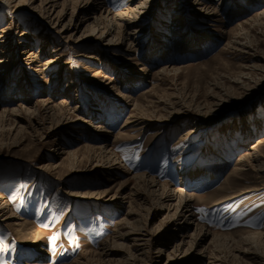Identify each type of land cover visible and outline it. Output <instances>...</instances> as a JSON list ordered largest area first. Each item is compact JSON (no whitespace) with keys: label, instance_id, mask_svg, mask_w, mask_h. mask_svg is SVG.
Here are the masks:
<instances>
[{"label":"rangeland","instance_id":"1","mask_svg":"<svg viewBox=\"0 0 264 264\" xmlns=\"http://www.w3.org/2000/svg\"><path fill=\"white\" fill-rule=\"evenodd\" d=\"M81 1L20 0L13 12L0 6V30L12 26V58L0 73V94L13 97L0 103V111L33 110L4 121L0 132V204L9 217L0 218V264H207L208 257L221 264H264V237L255 235L264 230V173L254 168L264 163V15L243 24L264 10L263 0L204 1L216 11L208 20L188 8H179L180 19L173 12L176 0H160L140 18L135 52L127 56L122 50L132 28L115 31L119 45L113 48L95 33L74 44L61 43L52 31L71 15L66 37L83 19L119 12L136 0H94L97 8L88 16ZM52 4L55 12H66L64 19L50 12L54 25L39 12L43 7L49 13ZM91 23L75 37L93 31ZM43 37L50 46L40 52ZM56 48L63 65L43 74L25 61L28 50L44 60ZM86 53L98 60L85 61L80 56ZM18 76L25 101L12 96ZM66 87L73 90L67 107L46 112L45 105L64 98ZM133 100L137 114L164 122L126 124L136 113ZM81 120L106 133L91 140ZM251 146L260 156L254 162L245 156ZM108 156L117 170H105ZM141 177L157 186L148 188ZM159 186L189 198L183 211L190 225L183 230L167 227V211L157 209L150 191ZM198 232L209 236L198 243L192 236ZM137 234L147 242L142 251L131 241Z\"/></svg>","mask_w":264,"mask_h":264},{"label":"bare ground","instance_id":"2","mask_svg":"<svg viewBox=\"0 0 264 264\" xmlns=\"http://www.w3.org/2000/svg\"><path fill=\"white\" fill-rule=\"evenodd\" d=\"M20 0H0V6L2 7H5L6 9L8 10H11V12L14 11V9L16 8V5L17 3L19 2ZM204 1H211V0H176L174 2V9L175 11L173 10L174 14L177 13L179 14V18L181 19L182 18V12H181V9L182 10H185V9H191V12L194 13V15H196V17H198L199 19L200 18H203L206 20L209 19V17H213L215 16V9L212 7H207L206 5H204ZM251 1V0H250ZM254 1V0H253ZM253 1H251L252 3H254ZM256 1V0H255ZM161 1L160 0H136V4L133 5V6H127L125 9L119 11V12H115V13H110V12H107L105 13V16H91L90 18H85L81 21L79 27L75 28L74 29V33H70L68 36H64L67 32H69L70 30L73 29V26H71V15H70V18L67 20V23L63 24L58 30L55 29L54 32L52 31V33H54L57 38L60 40L61 43H66V42H70L72 39L75 40L74 44H78L79 42H83L82 40L86 39L89 41V38H92L93 35L92 34H98V36L95 38L97 40H102L103 41H106L104 43V45L106 46V48H113V47H116L119 45V42L113 40V34L115 33L116 30H120L122 28H132V29H128L127 31V38L125 39V49L122 50V52L125 53V55H129V53H134L135 52V47L137 46V44L135 43L136 41V34L140 33L141 31H139V29L137 30V25L140 23V18L145 15L146 13H150V11H154L158 6H159V3ZM257 2V1H256ZM264 2V0L262 1ZM80 3H82V6H81V12L84 14V15H92L94 14L96 8H97V5L98 3L94 0H84L83 2L81 1ZM79 3V4H80ZM246 3V2H245ZM54 4L51 5L50 7V10H49V13H48V9L46 8H43V7H40V14L42 16V20L43 21H48L49 24L51 25H54V23H52L51 21V14L50 12L52 11V13H54L55 9H54ZM248 7V6H247ZM79 8V7H77ZM181 8V9H179ZM179 9V10H177ZM243 9V8H242ZM177 10V11H176ZM65 10L62 8L60 9L59 11L55 12L54 16H59L60 19H64L66 16V12H64ZM94 12V13H93ZM180 12V13H179ZM243 12H245L243 10ZM73 14V13H72ZM244 14V13H243ZM241 15V14H240ZM264 15V10L262 11H259L258 13L255 12V14L249 18H247L243 24H247L249 22H251L254 18H256L257 16H262ZM259 17V18H260ZM178 18V17H176ZM36 19V21L38 20L39 22H41V20L39 18H34ZM179 19V20H180ZM262 19V18H261ZM88 20H91L93 24V31H91L90 33H85V32H81L77 37H75L76 34H78L79 32V28L86 24V22ZM179 20L175 19L172 21V23H177L179 24ZM204 21V20H203ZM254 21V20H253ZM257 21V20H255ZM101 22H102V26H103V30H101L102 28L99 26H101ZM208 22V21H207ZM41 24V23H40ZM172 25V24H171ZM86 26V25H85ZM173 26V25H172ZM249 26V25H248ZM11 22L10 24H8V26L6 28H3L0 30V73L2 72V70L8 68L9 66L6 65L7 64V61H6V58L8 57L9 58H12V52L10 51L11 49V40H9L8 38V32H9V29H11ZM177 27H179V25L177 26H173V30H176ZM17 28V27H16ZM97 28V29H96ZM99 28V29H98ZM175 28V29H174ZM250 28V27H249ZM137 30V31H136ZM185 30V29H184ZM81 31H84V30H81ZM176 31H180L179 29L176 30ZM29 32V31H28ZM178 33V32H177ZM39 34V33H38ZM242 33H240L241 35ZM172 35V34H171ZM186 35V33H185ZM238 35V34H237ZM20 36H24V33H21ZM239 36V35H238ZM106 37H109L108 39H106ZM187 37V36H186ZM243 37V36H242ZM194 38V37H193ZM192 38V39H193ZM39 39V38H38ZM65 39V40H64ZM201 41L200 42H205V40L203 38H200ZM195 40V39H194ZM36 41V40H35ZM47 39L45 37H43L40 42H41V46H45V48L42 47V49H40V52L43 50V49H46L47 46L49 45V43H47ZM39 42V41H38ZM232 43V42H231ZM121 44V43H120ZM234 44L235 46H239V44L237 43V41H234ZM192 45V44H191ZM199 45V48L201 47H204L205 45L202 44V43H198ZM246 45V44H245ZM50 46V45H49ZM177 46V45H176ZM181 46V45H180ZM188 46V45H187ZM195 46V45H194ZM241 46V45H240ZM40 47V46H39ZM243 47V46H242ZM57 50L53 51L51 54H50V57H47L46 59L44 60H41L39 58V56L37 54H34L32 52V50H28L27 51V57L25 59V61H28V65L29 66H32V68L34 69V72L36 73H39V74H43L47 69L49 68H53L55 66H62L61 65V61H60V57L57 56L56 52L59 51V48H56ZM232 49V48H231ZM192 51V50H191ZM243 53V52H242ZM155 56V55H154ZM82 59H84L85 61L87 62H91V61H97L98 59L94 56V53H86L85 55L83 56H80ZM162 58H163V54H162ZM27 65V63H26ZM170 68V67H169ZM258 68V67H257ZM254 69V68H253ZM159 72H166V69L163 68V70L159 71ZM159 74V73H158ZM167 75V73H166ZM16 83H15V89L14 91L12 92V96L13 95H16V96H19L17 98H19L20 100H26L28 98L27 96V91L25 90L26 88L25 87H22V82H23V79L20 78V76L16 77ZM5 79V78H4ZM15 80V79H14ZM249 81V80H248ZM9 83V82H8ZM25 83V82H24ZM12 84V83H11ZM3 86V85H2ZM107 89V86L105 87ZM111 88L110 90H114V87L113 85H111ZM1 93V91H0ZM73 93V90L72 88L71 89H67V87L65 88L64 90V98L61 99V101L58 103L57 106L55 105H45V111L46 112H51L53 111L54 109L58 108L59 110H63L64 107H67V105H65L70 97L69 95H71ZM75 93V92H74ZM4 94V93H2ZM0 94V103H3V105L5 104H8L9 102L12 101V98L13 97H7V96H4ZM124 98L123 99H128L130 98V96L128 94H125L123 96ZM225 97V96H224ZM219 98V96H218ZM221 98V97H220ZM219 98V99H220ZM214 99V98H213ZM74 100L78 101L79 99L77 98V96L74 97ZM225 100V99H224ZM214 101V100H213ZM228 101V100H227ZM226 101V102H227ZM132 102L131 103V107H132V110L136 113H133L129 116V121L126 122V124H134L136 126L138 125H141L143 126V128H148V127H151V125H156L157 123H162L164 122L163 120L162 121H159V119H153V118H148V117H142L140 116L139 114H137V112L139 113V108L140 106L138 105L137 101L136 100H133V101H130ZM222 102V101H221ZM218 104V103H217ZM214 105V104H212ZM220 105V104H219ZM222 105V104H221ZM20 105H17V107H19ZM218 106V105H217ZM8 106H4L2 108V110L0 111V132L3 131V127H5V125L3 124V122H8L9 119H11L12 117L13 118H20L18 113L21 111V112H24V114H32L33 113V110L29 111V108H26V109H16L15 107L14 108H7ZM169 107V106H168ZM221 107V106H220ZM78 109V106L72 108L73 111H76ZM42 110V109H41ZM142 110V109H141ZM72 111V112H73ZM35 112V111H34ZM46 114V113H44ZM206 114V113H205ZM62 115V114H61ZM76 115V114H75ZM25 116V115H24ZM32 116V115H31ZM77 116V115H76ZM28 117V116H27ZM30 118V117H29ZM49 118V117H48ZM54 118V117H53ZM63 118V117H62ZM174 118V117H173ZM35 119V118H34ZM61 119V118H60ZM79 118H76V120H78ZM51 120V119H50ZM80 120V119H79ZM82 121V124L84 125V127H86V129L88 130V132L90 133V139H96V138H99V136L101 134H104L106 133V131L103 129V127L99 126V125H94L93 122L91 120H81ZM15 122V121H14ZM51 122V121H50ZM168 122V121H167ZM170 122V121H169ZM18 123V122H17ZM20 123V122H19ZM44 123V122H43ZM69 122L65 123L64 125H61V127H64L68 124ZM194 123V122H193ZM21 124V123H20ZM7 128L10 127L11 125H6ZM33 126V125H32ZM196 126V125H195ZM15 127V125H14ZM60 127V126H59ZM153 127V126H152ZM18 128V127H17ZM194 128V127H193ZM5 129V128H4ZM197 129V128H196ZM12 130V129H11ZM30 130V129H29ZM38 130V129H37ZM40 130V129H39ZM194 130V129H193ZM36 131V130H34ZM200 132V131H199ZM37 133V132H36ZM16 134V133H15ZM30 134V132H29ZM32 134V133H31ZM39 134V133H38ZM11 135V134H10ZM33 135V134H32ZM185 135H190V132H187ZM13 137V136H12ZM182 138V139H181ZM180 139L183 140L184 139V136L181 137ZM262 141L264 142V139H262ZM258 143H260L258 141ZM101 148V147H100ZM255 146H251L248 150L250 151L249 154H246L245 156H249V159L250 161L254 162L256 161L260 156L256 153L255 151ZM60 149V148H59ZM58 148L56 150H59ZM101 149H104V148H101ZM101 153L108 155V153L105 151V150H102ZM243 158H241L240 160H242ZM238 163V162H237ZM108 166L105 167V170L107 172H111L113 170H117V168H115L116 165H118V162H116V159H114L113 157L111 156H108L106 157V163ZM55 167V166H54ZM104 167V166H103ZM255 168V171L259 174H262L264 173V163H261V164H257V166H254ZM253 168V169H254ZM141 180L144 181L146 183V186L148 188H152V187H156L157 185L155 184L154 181L152 180H146L145 178L141 177ZM166 191V192H165ZM252 190H247V191H244V193H247V192H250ZM153 195H155V197L159 200V202L157 201L158 203V210L161 212L163 211H167V217H166V223H167V227H171V226H175V228H178L180 231L183 230L184 228H186L187 226L190 225V218H185L184 216V213H186L187 211H183L185 208H186V203L187 201L189 200L186 199L185 197H182L181 194H179L178 192L174 191V192H171V191H167L165 189L164 186H159L158 189L156 190H151L150 191ZM176 200L175 204H172L174 201ZM172 214H169L170 211H172ZM157 213V212H156ZM127 215H131V211H128L127 212ZM189 217L191 215H188ZM0 218L1 220H6L7 217L6 216V211H5V207L0 204ZM179 218L183 219V222H179L177 223L176 221H179ZM177 223V224H175ZM256 236H259V237H264V230L263 231H260L259 233L255 234ZM128 236V235H127ZM144 235H140V234H137V236H135L134 238L131 239L132 242H134V245L133 247H136L137 249L139 248V250H143L144 249V246L145 244H147L146 240H143V237ZM192 236H196V240L198 241V243H202L206 240V238L209 236L208 233H201V232H198V234H192ZM129 238V237H128ZM158 243V242H157ZM197 243V242H196ZM197 243V244H198ZM196 244V245H197ZM178 246V245H177ZM198 246V245H197ZM146 248V247H145ZM180 248L179 247H175L174 249V253H177V251H179ZM138 251V250H137ZM242 253V252H240ZM141 255L143 253H140ZM158 256H161V252L158 251L157 252ZM255 254V253H253ZM252 254V255H253ZM244 256V255H243ZM250 256V255H249ZM254 256V255H253ZM254 258V257H253ZM128 260H132V258H128ZM219 259L216 258V257H208V262L207 264H221L220 262H218Z\"/></svg>","mask_w":264,"mask_h":264}]
</instances>
